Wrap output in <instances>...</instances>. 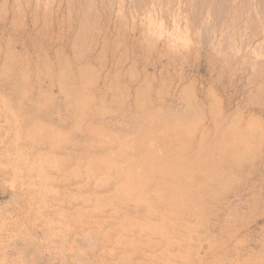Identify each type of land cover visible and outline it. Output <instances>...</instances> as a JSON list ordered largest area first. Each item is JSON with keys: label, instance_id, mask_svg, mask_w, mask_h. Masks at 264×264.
<instances>
[{"label": "rangeland", "instance_id": "1", "mask_svg": "<svg viewBox=\"0 0 264 264\" xmlns=\"http://www.w3.org/2000/svg\"><path fill=\"white\" fill-rule=\"evenodd\" d=\"M0 264H264V0H0Z\"/></svg>", "mask_w": 264, "mask_h": 264}]
</instances>
